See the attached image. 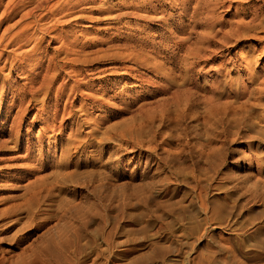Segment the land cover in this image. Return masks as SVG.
Segmentation results:
<instances>
[{"label":"rangeland","instance_id":"rangeland-1","mask_svg":"<svg viewBox=\"0 0 264 264\" xmlns=\"http://www.w3.org/2000/svg\"><path fill=\"white\" fill-rule=\"evenodd\" d=\"M150 1L0 71V264H264V0Z\"/></svg>","mask_w":264,"mask_h":264},{"label":"bare ground","instance_id":"bare-ground-1","mask_svg":"<svg viewBox=\"0 0 264 264\" xmlns=\"http://www.w3.org/2000/svg\"><path fill=\"white\" fill-rule=\"evenodd\" d=\"M50 1L52 0H7L0 12V27L3 23L6 24L0 32V62L3 61L0 71L7 66L10 71L16 61L28 59V65L24 70L23 68L20 70L30 79L32 76L29 84H40L39 88L52 85V81L60 72L56 70L55 57H47L48 47L43 45L49 32H55L51 35L52 42H55L72 32L73 28H64L68 21L79 22L87 18L102 22L101 18H95L93 15L104 13L109 15L110 19L119 22L125 15L127 16L126 10L134 14L138 10L147 9L151 2L150 0H62L54 5L50 4ZM79 13L82 15H77ZM73 42L75 40L68 41V37L64 38L57 49L67 52L70 46L75 44ZM7 48H10V51L6 52ZM23 111L25 114L27 109Z\"/></svg>","mask_w":264,"mask_h":264}]
</instances>
